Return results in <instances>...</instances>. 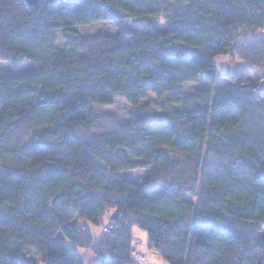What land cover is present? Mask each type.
I'll list each match as a JSON object with an SVG mask.
<instances>
[{"label":"trees","instance_id":"1","mask_svg":"<svg viewBox=\"0 0 264 264\" xmlns=\"http://www.w3.org/2000/svg\"><path fill=\"white\" fill-rule=\"evenodd\" d=\"M262 30L264 0H0V61L38 63L0 73V264H131L134 226L168 264H264ZM223 54L248 65L215 86Z\"/></svg>","mask_w":264,"mask_h":264},{"label":"rangeland","instance_id":"2","mask_svg":"<svg viewBox=\"0 0 264 264\" xmlns=\"http://www.w3.org/2000/svg\"><path fill=\"white\" fill-rule=\"evenodd\" d=\"M157 21L160 23L159 24L160 27H163V21L161 17H158ZM128 26L131 29L138 27L136 25H134L133 27L132 24H128ZM74 29L77 30L78 33L83 37H89L94 34H101V35L104 33L112 34L116 32V28L113 25V23H110L108 21L95 22V23H90L88 25H79L77 27H74ZM51 33L56 37L55 48L57 49V51L68 52L69 48L66 47L65 45V41L62 36V29L53 30L51 31ZM125 41L127 43L131 42V36L125 37ZM214 62L217 68V72L219 73L218 77L216 78L215 86H224V84L227 83V80L225 78H222L221 76V73L223 71H228L229 73L234 75V74H237L243 71L248 65L246 61H242L237 58L232 59L229 55H224V54L215 56ZM37 66H38V63L28 61V60L23 61L21 64H18L16 66L7 61H0V73L16 72V70H23V69H27V67H37ZM255 72L256 74H261L262 70L256 69ZM256 74L255 75L253 74L251 77L256 78ZM206 86H207L206 82L203 78L200 79L196 83H192V82L184 83L182 85L180 94L187 95V94H192L194 92H199V91H202V89H204ZM260 89L264 91V82L260 85ZM172 95L173 93L165 94L158 99L156 98L154 94L149 93L147 99L143 100V102H146V103L150 102V103L155 104L159 101L169 100L170 96ZM128 108H129L128 102L125 99L118 97V98H115L114 103L111 105H105V106L104 105H94L93 111H95L96 113L100 115L108 113L110 116H112L113 114L115 118L117 117L120 121H124L126 120L127 115H128V111H129ZM125 153L127 154L128 158L135 160L132 153L127 152V151H125ZM149 171H150V168L148 167H140V168H136V169L129 170V171H121L120 174L129 179L139 182L144 176L149 175ZM185 197H187L188 199H193V197L190 194H186ZM77 224L82 227L86 226V230L88 232H92L96 234V231H95L96 229L94 225L91 224L90 222H86L85 220L79 218L77 220ZM135 230L137 231L138 229L136 228ZM132 237L134 238V240L138 242L137 243L138 249L139 251H141V246L144 245V242L140 239L138 240L137 237L133 235ZM66 243L71 251L78 250L77 246H75V244L71 243L69 240H67ZM148 246H150L149 243H148ZM141 252L144 254L143 251Z\"/></svg>","mask_w":264,"mask_h":264},{"label":"crops","instance_id":"3","mask_svg":"<svg viewBox=\"0 0 264 264\" xmlns=\"http://www.w3.org/2000/svg\"><path fill=\"white\" fill-rule=\"evenodd\" d=\"M263 38H264V30H262L259 33ZM137 227H132V235L137 237V239L142 240L144 242V245L141 246V251L144 252L146 255V261L145 264H168L163 261V259L160 257L159 252L157 250H154L152 248H149L148 243L149 241L147 240V234L143 230L138 229L137 231L135 230ZM97 233V231H96ZM78 250L77 252L81 255L83 264H96L98 262V256L92 252V250L86 249V248H80L77 247Z\"/></svg>","mask_w":264,"mask_h":264},{"label":"built area","instance_id":"4","mask_svg":"<svg viewBox=\"0 0 264 264\" xmlns=\"http://www.w3.org/2000/svg\"><path fill=\"white\" fill-rule=\"evenodd\" d=\"M138 242L134 240L132 237L130 239V262L131 264H145L146 257L145 254H143L141 251L138 249Z\"/></svg>","mask_w":264,"mask_h":264},{"label":"water","instance_id":"5","mask_svg":"<svg viewBox=\"0 0 264 264\" xmlns=\"http://www.w3.org/2000/svg\"><path fill=\"white\" fill-rule=\"evenodd\" d=\"M37 0H21V2L23 3V5H26L27 8H30L31 6H33V4H35ZM62 2H69V3H77L78 0H60ZM115 217V216H114Z\"/></svg>","mask_w":264,"mask_h":264}]
</instances>
